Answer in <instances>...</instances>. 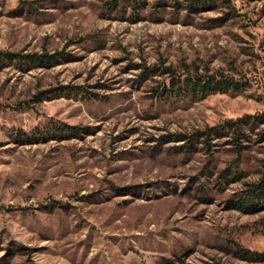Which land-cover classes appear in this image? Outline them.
<instances>
[{
	"label": "rangeland",
	"instance_id": "374dc122",
	"mask_svg": "<svg viewBox=\"0 0 264 264\" xmlns=\"http://www.w3.org/2000/svg\"><path fill=\"white\" fill-rule=\"evenodd\" d=\"M111 1L0 0V53L57 54L0 62V264H264L235 253L264 254V209L227 205L264 175V123L240 151L231 133L186 146L264 112V0L165 7L160 21L155 0L138 21ZM168 67L245 85L159 95Z\"/></svg>",
	"mask_w": 264,
	"mask_h": 264
},
{
	"label": "trees",
	"instance_id": "16d2710c",
	"mask_svg": "<svg viewBox=\"0 0 264 264\" xmlns=\"http://www.w3.org/2000/svg\"><path fill=\"white\" fill-rule=\"evenodd\" d=\"M126 2L131 6L129 13L130 18L138 21L141 16L140 8L141 2L139 0H113L109 2L112 7L117 8L119 5ZM228 7L236 14L235 7L231 5V0H155L152 3L154 9L150 14L152 19L160 21L159 14L165 7H171L174 10H185L188 13H195L209 9H215L216 7ZM6 58H16L20 64L29 65H41L46 66L53 63L57 59L56 53H12L3 52L0 53V62L3 63ZM167 73L170 75L169 84H163L162 89L159 91V95L169 96L171 94L186 95L203 97L211 93H223L228 91H240L244 88V83L240 80L228 76L221 71L199 72L195 67L194 70H190V67L185 70L183 74L175 75L171 68H166ZM264 123V112L259 114H246L235 119H227L221 123L213 126H209L200 131V134H192L188 138L187 147L193 144V140L196 136H201L206 144H210V140L214 137H222L231 133L235 140V147L238 151L241 149L240 136L244 134L246 126H254ZM51 127L55 131L60 133L64 131L78 132L80 126H71L68 124H52ZM50 132L48 130H41L42 135ZM56 132H54L55 134ZM46 136V135H45ZM261 136H264V130L261 132ZM227 205L233 209H239L246 213H253L264 209V175L257 182H251L246 184V188L237 193L234 198L227 201ZM236 255L243 260L249 262H261L264 261V254L250 249L243 248L241 246L235 247Z\"/></svg>",
	"mask_w": 264,
	"mask_h": 264
}]
</instances>
